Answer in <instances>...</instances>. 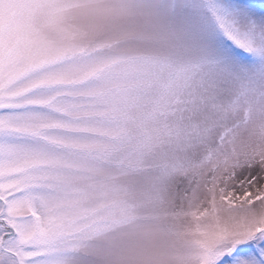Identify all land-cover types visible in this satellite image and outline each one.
<instances>
[{"label":"snow or ice","instance_id":"snow-or-ice-1","mask_svg":"<svg viewBox=\"0 0 264 264\" xmlns=\"http://www.w3.org/2000/svg\"><path fill=\"white\" fill-rule=\"evenodd\" d=\"M0 264H264V0H0Z\"/></svg>","mask_w":264,"mask_h":264}]
</instances>
